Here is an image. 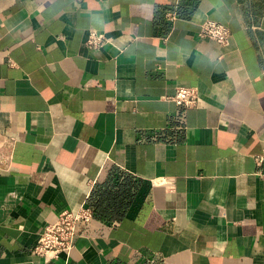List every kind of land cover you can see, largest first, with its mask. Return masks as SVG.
<instances>
[{
    "label": "crops",
    "instance_id": "0c3cea01",
    "mask_svg": "<svg viewBox=\"0 0 264 264\" xmlns=\"http://www.w3.org/2000/svg\"><path fill=\"white\" fill-rule=\"evenodd\" d=\"M0 264H264V0H0Z\"/></svg>",
    "mask_w": 264,
    "mask_h": 264
},
{
    "label": "built area",
    "instance_id": "2783aa9c",
    "mask_svg": "<svg viewBox=\"0 0 264 264\" xmlns=\"http://www.w3.org/2000/svg\"><path fill=\"white\" fill-rule=\"evenodd\" d=\"M167 21H176L174 12L167 14ZM197 37L203 40H210L226 47L229 45L232 33L230 29L212 20L201 23ZM109 44L104 33L89 31L85 47L89 50H100ZM198 91L191 87H178L172 101L184 108H193L198 103ZM93 218V212L89 207H81L77 212L64 211L57 219L45 226L40 234L36 245L32 248V254L46 261H56L62 255L68 256L74 248V239L77 233V226L80 223H88Z\"/></svg>",
    "mask_w": 264,
    "mask_h": 264
}]
</instances>
